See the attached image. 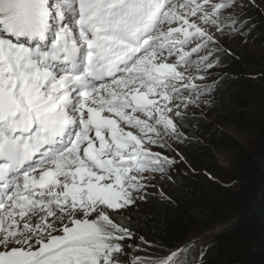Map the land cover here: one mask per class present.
Returning <instances> with one entry per match:
<instances>
[{"label":"snow or ice","instance_id":"snow-or-ice-1","mask_svg":"<svg viewBox=\"0 0 264 264\" xmlns=\"http://www.w3.org/2000/svg\"><path fill=\"white\" fill-rule=\"evenodd\" d=\"M245 7L0 0V264H189L195 242L130 256L144 249L125 241L154 245L109 210L173 179L177 160L164 150L192 139L190 108L214 104L212 86L197 81L231 54L226 40L248 42Z\"/></svg>","mask_w":264,"mask_h":264},{"label":"trees","instance_id":"trees-1","mask_svg":"<svg viewBox=\"0 0 264 264\" xmlns=\"http://www.w3.org/2000/svg\"><path fill=\"white\" fill-rule=\"evenodd\" d=\"M228 61H232V74L222 78L221 92L224 97L243 98L245 105H255V111L224 107L218 115L234 117L236 126L253 138L254 151L219 135L218 141L233 152V168L227 174L208 166L210 177H195L198 184L187 179V190L174 188L166 197L149 193L145 199L147 210L130 217L132 231L154 245L149 248L142 244L146 252L176 250L188 244L195 232L210 229L218 221L237 218L233 225L215 233L203 257L204 264H264V166L260 161L264 157V79L263 84L255 82L244 75L245 68L239 62L232 58ZM189 148L195 153L203 149L197 142H191ZM196 208L204 210V219L195 215ZM133 240L140 246L138 240Z\"/></svg>","mask_w":264,"mask_h":264},{"label":"rangeland","instance_id":"rangeland-1","mask_svg":"<svg viewBox=\"0 0 264 264\" xmlns=\"http://www.w3.org/2000/svg\"><path fill=\"white\" fill-rule=\"evenodd\" d=\"M245 3H247V7L242 11L246 14V18L251 19L252 23L255 25L251 35L247 38L248 42H242L240 37L226 40L224 46L230 50L231 54L222 57L221 64L215 69L209 70L210 75L208 79L203 82L197 81L198 83H206L212 86V97L215 102L211 106L201 105L199 109L194 107L189 109V112L196 113V119L187 123L189 127L185 129V134L191 136L192 139L187 140L182 144L173 143L172 147L176 149L175 152L164 150L165 154L173 156L177 160V163L171 170L173 179L169 181L167 179L161 180L157 177V179L153 181L155 187H150L148 193L160 197H166L167 192L173 191L174 188L187 190L190 186V181H187V179L197 182L196 178H204L205 176L208 178L210 177V174L206 169L208 166L215 167L219 169L218 171L221 173L227 174L233 168V152L229 150L228 146L223 145L218 141L219 135L232 138L241 143L242 146L250 152L254 151L253 138L249 133L236 126L233 121L234 117L225 119L218 115L219 110L224 107L235 109L236 111H255V105H245V100L243 98L224 97L219 88L222 78L232 74L230 69L232 61H228L229 58H232L235 63L239 62V64L245 68L244 75L249 79L258 83L264 79V0H245ZM213 81H217L218 86L213 84ZM261 83L263 84V82ZM257 96H260V94ZM191 142H197L199 147L203 148L202 151H197L196 153L190 151L189 146ZM154 150L160 151L161 149ZM177 152H179L180 155H177ZM181 156L183 159H181ZM215 161H217V163ZM260 161L262 166H264V157H260ZM144 210H147L145 200L138 201L134 206H131L126 210H120V212L114 213L109 210V214H111L117 222L121 223L124 222L126 218L133 216L135 212L141 213ZM194 212L199 219H204V210L202 208H196ZM236 220L237 218H233L230 221H218L210 229L195 232V234L188 239V243L195 242L197 245L195 249L189 251L186 257L189 264L198 263L200 259V247H207L210 245L215 233L227 229L233 225ZM124 243L135 244L136 242L131 240L125 241ZM140 247L143 248L142 244H140ZM182 247L183 246H180L176 248V250L181 249ZM126 249L131 252L130 254L133 253V255L142 256L132 248ZM143 249L146 250L145 248ZM171 251L175 250H159L156 251V253L143 252L145 254L144 256H166ZM193 257L195 259H193Z\"/></svg>","mask_w":264,"mask_h":264}]
</instances>
